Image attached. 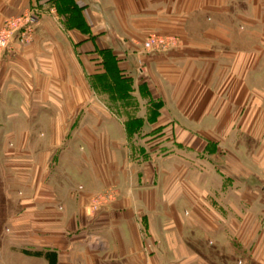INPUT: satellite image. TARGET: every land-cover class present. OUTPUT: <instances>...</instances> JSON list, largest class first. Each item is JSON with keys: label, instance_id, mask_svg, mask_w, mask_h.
I'll use <instances>...</instances> for the list:
<instances>
[{"label": "crops", "instance_id": "crops-1", "mask_svg": "<svg viewBox=\"0 0 264 264\" xmlns=\"http://www.w3.org/2000/svg\"><path fill=\"white\" fill-rule=\"evenodd\" d=\"M30 7L31 41L0 61V183L19 238L54 254H37L45 264H211L185 235L221 232L244 264H264V0H0V25ZM150 33L178 44L145 52ZM103 55L118 96L103 91ZM238 132L257 141L241 175L220 147ZM129 134L147 136L141 163L123 154ZM111 185L115 201L90 214ZM172 191L186 215L157 210Z\"/></svg>", "mask_w": 264, "mask_h": 264}, {"label": "rangeland", "instance_id": "rangeland-1", "mask_svg": "<svg viewBox=\"0 0 264 264\" xmlns=\"http://www.w3.org/2000/svg\"><path fill=\"white\" fill-rule=\"evenodd\" d=\"M33 7L28 8L27 10L31 9ZM27 10H25L24 12H26ZM22 12V13H24ZM20 13V14H22ZM20 14L17 15H10L7 16L3 19L1 25L3 24L4 20L6 18H12L14 16H18ZM0 25V26H1ZM35 30V29H34ZM34 32V31H33ZM32 32V35H33ZM32 35L30 37L29 40L27 41H21V42H13L12 43V48L15 49L18 44L22 45L23 43H28L31 41ZM143 51H145L143 49ZM146 52V51H145ZM8 52H6L7 54ZM5 54V56H6ZM4 56V57H5ZM3 57V58H4ZM103 61L105 64V67L107 68V74L104 77H101V84L102 82L105 81V84L107 87L103 88V91L105 93H107L109 96H115V95H119L118 92H120V89L115 83L114 81L116 80L117 76H116V67H117V59L114 58L113 56H109V55H103ZM2 58V59H3ZM1 59V60H2ZM0 60V61H1ZM103 79V81H102ZM115 85V86H114ZM123 90V89H122ZM117 91V92H116ZM116 92V94H115ZM106 95V94H105ZM125 99H123L124 101ZM124 103H126V105L128 106L130 104V99H127V101H124ZM124 106V105H123ZM154 110V109H153ZM141 120L140 119H128L126 120V127L130 128L131 130L137 132L140 128H141ZM129 144H128V149L126 150V152H123V154L125 153V157H127L128 159H136L138 163H141V161H143L146 157H147V152H145L144 150H140L139 147H142L141 144L143 142V140H145V138L147 136H145L144 134L140 135H133V134H129ZM174 137V136H172ZM131 138V141H130ZM244 144L246 147V151L244 152V147H242ZM257 145V141L253 136H248L247 134L238 132L237 134H233L231 136H227V140H225L224 138V142H222V144L220 145L221 149H224L225 147L231 148V146H233L232 149H230V152L228 153V158H233L234 162V173L237 175H241V171H242V167H241V158L243 157H248L249 154L252 152L250 149L252 148H256ZM8 146L11 147L12 146V142L8 143ZM216 145L212 142H209L206 144L205 149H204V155L201 156L200 158H202V161H206V158L209 159L211 158L210 154H209V149H211L212 147H215ZM251 151V152H250ZM160 152L156 153L154 156H157ZM187 155L190 156V158H194V153L191 151H187L186 152ZM223 153V152H222ZM221 158H226L225 153L222 154ZM220 158V159H221ZM221 159V160H223ZM220 160V161H221ZM137 163V164H138ZM206 165V162L204 163ZM218 167H216L215 172L220 173L221 175H225V171L226 168L224 166L223 163L219 164L218 163ZM206 167V166H204ZM140 168V167H138ZM140 169H138V172ZM229 171V169H228ZM1 169H0V177H1ZM259 179H261L262 184L264 185V170H262L259 174ZM80 188V186H78ZM3 186L0 183V264H45L43 261V257L38 256L37 254H42L45 255V257L51 261V263H54V254H51L50 252H42L41 250H35V249H31L33 248V244L31 243L32 240L30 238L27 237H21L19 238V236L17 235L19 233L18 230H16L18 223H17V217L19 215V210H5V205H6V199L3 196ZM16 194H20L19 191H16ZM117 197V191L115 189V187L111 186H107L106 188L100 190V191H96L94 192L90 197H89V201H88V206L90 208V214H94L95 212L100 211V209H103L104 207L108 206L109 204H111L113 201H115ZM180 201V203H179ZM13 203L11 206L15 205V202L12 201L10 202V204ZM183 204V201L178 200L177 198V193L176 191H172L169 194V198H160L159 199V206H157V210H171V213H173L172 211H174L175 213L180 212L181 215H186L184 213V211L181 210H188L187 207H185V205H181ZM217 207L219 208V210H224V205L220 204L219 201H217L216 203ZM178 216L175 214H171V218L175 219V223H179L178 222ZM143 225L140 226V230H139V237L141 239H148L149 234L148 231L146 229H144V225H145V221L141 220ZM174 222L171 221V227L175 226ZM96 229H99L100 231H96V233H101V224L100 227H97ZM94 233V231H93ZM187 239H190L189 242H193L196 245L198 244V246L201 244L202 242V246H197L194 247L198 250L201 251V253L204 255V257L211 263V264H244L242 262V256H240V252L237 253H232L230 252V249L225 247L226 241L230 240L227 239L225 233H221L219 232L218 235H216L215 237H210L207 235H199L196 234L195 232L191 231V233H189L188 235H185ZM227 239V240H226ZM232 240H236L235 237H233ZM217 241V242H216ZM221 244H220V242ZM246 264V263H245Z\"/></svg>", "mask_w": 264, "mask_h": 264}, {"label": "built area", "instance_id": "built-area-1", "mask_svg": "<svg viewBox=\"0 0 264 264\" xmlns=\"http://www.w3.org/2000/svg\"><path fill=\"white\" fill-rule=\"evenodd\" d=\"M38 19V11L31 8L18 16L4 20L0 26V60L6 52L13 49V42L30 39ZM177 44L178 41L174 35L150 33L142 41V48L146 52H166L176 47Z\"/></svg>", "mask_w": 264, "mask_h": 264}]
</instances>
